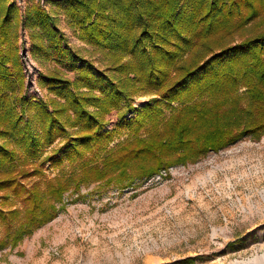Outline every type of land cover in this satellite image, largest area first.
Wrapping results in <instances>:
<instances>
[{"label": "trees", "instance_id": "obj_1", "mask_svg": "<svg viewBox=\"0 0 264 264\" xmlns=\"http://www.w3.org/2000/svg\"><path fill=\"white\" fill-rule=\"evenodd\" d=\"M49 1L51 11L32 2L20 14L0 0V250L82 186L122 189L264 135V0ZM59 11L105 66L66 41ZM19 28L31 55L56 65L39 77L48 99L22 93ZM136 95L153 96L134 107ZM124 103L126 138L109 146L117 131L106 116ZM46 163L58 172L47 175Z\"/></svg>", "mask_w": 264, "mask_h": 264}, {"label": "rangeland", "instance_id": "obj_2", "mask_svg": "<svg viewBox=\"0 0 264 264\" xmlns=\"http://www.w3.org/2000/svg\"><path fill=\"white\" fill-rule=\"evenodd\" d=\"M9 2L20 14L32 2L54 9L49 0ZM54 19L80 55L96 67L106 65L104 54L78 39L61 11ZM18 45L22 93L36 100L52 97L39 77L55 63L31 55L23 28ZM152 96L136 95L133 106ZM127 111L124 103L106 116L105 129L119 134L109 146L126 138L119 127L131 117ZM44 171L53 176L58 169L46 163ZM94 185L65 196L55 218L13 249L0 250V264H264V135L246 136L122 189L113 184L95 193Z\"/></svg>", "mask_w": 264, "mask_h": 264}]
</instances>
